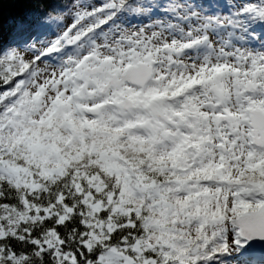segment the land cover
I'll return each mask as SVG.
<instances>
[{"label": "snow or ice", "instance_id": "obj_1", "mask_svg": "<svg viewBox=\"0 0 264 264\" xmlns=\"http://www.w3.org/2000/svg\"><path fill=\"white\" fill-rule=\"evenodd\" d=\"M0 9V264H264V0Z\"/></svg>", "mask_w": 264, "mask_h": 264}, {"label": "trees", "instance_id": "obj_2", "mask_svg": "<svg viewBox=\"0 0 264 264\" xmlns=\"http://www.w3.org/2000/svg\"><path fill=\"white\" fill-rule=\"evenodd\" d=\"M0 9H2L3 15L7 18L17 13L18 6L14 2H10V0H0Z\"/></svg>", "mask_w": 264, "mask_h": 264}]
</instances>
